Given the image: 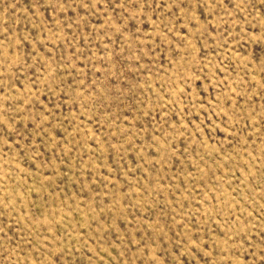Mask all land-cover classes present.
I'll return each instance as SVG.
<instances>
[{
  "label": "rangeland",
  "instance_id": "rangeland-1",
  "mask_svg": "<svg viewBox=\"0 0 264 264\" xmlns=\"http://www.w3.org/2000/svg\"><path fill=\"white\" fill-rule=\"evenodd\" d=\"M0 264H264V0H0Z\"/></svg>",
  "mask_w": 264,
  "mask_h": 264
}]
</instances>
